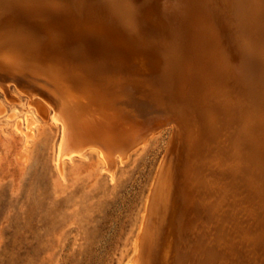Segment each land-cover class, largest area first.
I'll return each instance as SVG.
<instances>
[{"label": "rangeland", "instance_id": "1", "mask_svg": "<svg viewBox=\"0 0 264 264\" xmlns=\"http://www.w3.org/2000/svg\"><path fill=\"white\" fill-rule=\"evenodd\" d=\"M0 68V264H264V0H0Z\"/></svg>", "mask_w": 264, "mask_h": 264}, {"label": "bare ground", "instance_id": "2", "mask_svg": "<svg viewBox=\"0 0 264 264\" xmlns=\"http://www.w3.org/2000/svg\"><path fill=\"white\" fill-rule=\"evenodd\" d=\"M258 31V30H257ZM13 51V50H12ZM14 52V51H13ZM43 54V53H42ZM44 56V55H43ZM19 58V57H18ZM39 58V57H38ZM20 59V58H19ZM23 60V59H22ZM21 61V60H20ZM33 61V59H32ZM23 62V61H21ZM20 62V63H21ZM25 66V65H24ZM60 68V67H59ZM1 69V68H0ZM30 69V68H29ZM28 69V70H29ZM43 69V68H42ZM46 69V68H45ZM44 69V70H45ZM33 70V69H32ZM39 70V69H38ZM34 71V70H33ZM41 71V70H40ZM46 71V70H45ZM44 71V72H45ZM49 72H51L49 74V77L51 78V80H53L54 82H56L58 87V93L60 94V97H62V99L64 100V104L60 105V114L62 115V117L65 119L66 122L69 123V125H71L72 127V131L74 128V133L76 132V130L79 131H88V132H98L100 134L103 135H114L117 136L118 133L116 132V129L121 126L120 122H118V120L116 119V116H114V113L111 110L106 109V107L108 108V104L106 103L107 106H102L100 103H90V101L87 100V98L85 97V95H81L79 93L73 92L71 90H67L66 87L64 86V78H62L61 74L58 73V71H52V70H47ZM43 73V71H42ZM45 75V74H43ZM66 76V75H65ZM74 79V78H73ZM52 86V85H51ZM75 86V85H73ZM77 87V86H75ZM83 88V87H81ZM76 89V88H75ZM80 87L78 88L79 91ZM95 89V88H93ZM50 90V89H49ZM84 91V90H83ZM81 91V92H83ZM89 91V90H88ZM88 93V92H87ZM99 94V93H98ZM90 95L87 94V96ZM121 95V94H120ZM98 97V96H97ZM100 97V96H99ZM91 98L92 95H91ZM104 98V97H103ZM102 98V100H103ZM108 98V97H107ZM92 101V100H91ZM105 101V100H104ZM122 101V100H121ZM107 102V101H105ZM111 103V102H110ZM104 104V103H103ZM56 106V105H55ZM112 108V107H111ZM117 108V107H115ZM114 109V108H113ZM125 109V108H124ZM117 110V109H116ZM116 113V111H114ZM128 112V111H127ZM261 115V114H260ZM118 116V115H117ZM259 116V115H258ZM122 117V116H121ZM249 117V116H248ZM261 117V116H260ZM62 118V119H63ZM119 118V116L117 117ZM123 118V117H122ZM263 119V118H262ZM121 120V119H120ZM253 122V121H252ZM67 124V123H66ZM123 124V123H122ZM65 126V125H64ZM66 127V126H65ZM70 127V128H71ZM135 128V127H134ZM261 128V127H260ZM76 129V130H75ZM119 131V130H117ZM262 131V130H261ZM69 132V130H68ZM81 132V133H82ZM129 132V131H128ZM63 133V132H62ZM77 133V132H76ZM254 133V132H253ZM68 134V133H66ZM240 134V133H239ZM69 135V134H68ZM73 135V132H72ZM261 135V134H260ZM71 135H69L70 137ZM68 137V140H69ZM71 138V137H70ZM116 138V137H115ZM114 138V139H115ZM259 139V138H258ZM62 143L60 144L58 150H59V155H58V159L60 160L62 157V153L64 152V146H67V142H69L68 140L66 141V144H64L65 142V136H63V138L61 139ZM108 140V139H107ZM113 140V139H112ZM124 141V140H123ZM108 142V141H107ZM72 144V143H71ZM114 144V143H113ZM99 146V145H98ZM70 143L68 146V149L70 148ZM67 148V147H66ZM79 148V147H78ZM66 150V149H65ZM259 151V150H258ZM69 152V151H68ZM65 153V152H64ZM67 154V153H66ZM72 154V153H70ZM104 154V153H103ZM68 157V155L66 156ZM71 157V156H70ZM104 157V155H103ZM105 159V157H104ZM112 161V160H111ZM245 166V165H244ZM244 168V167H243ZM158 187V186H157ZM264 188V187H263ZM158 189V188H157ZM264 192V191H263ZM244 207V206H242ZM253 211V210H252ZM250 218V217H249ZM258 220V219H257ZM244 221V220H243ZM249 222V221H248ZM264 226V225H263ZM247 235V234H245ZM259 237V236H258ZM259 247V246H258ZM264 251V250H263ZM254 252V251H253ZM262 252V251H261ZM257 254V253H256ZM259 254V253H258ZM262 264V263H261Z\"/></svg>", "mask_w": 264, "mask_h": 264}]
</instances>
